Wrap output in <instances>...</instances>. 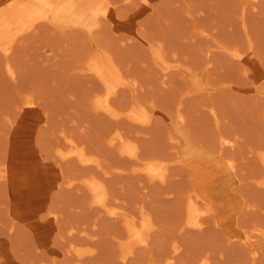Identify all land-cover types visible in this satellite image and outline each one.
<instances>
[{"label":"rangeland","instance_id":"rangeland-1","mask_svg":"<svg viewBox=\"0 0 264 264\" xmlns=\"http://www.w3.org/2000/svg\"><path fill=\"white\" fill-rule=\"evenodd\" d=\"M26 1L0 0V264H264V0H117L94 27L59 2L15 21Z\"/></svg>","mask_w":264,"mask_h":264},{"label":"bare ground","instance_id":"bare-ground-1","mask_svg":"<svg viewBox=\"0 0 264 264\" xmlns=\"http://www.w3.org/2000/svg\"><path fill=\"white\" fill-rule=\"evenodd\" d=\"M45 1V0H44ZM47 1H50L49 3L47 2V3H45V6L44 5H42L41 3H40V1L39 0H31V1H26L24 4H23V6H22V8L20 9V10H17V11H15V13H17V14H14L13 16L15 17L14 18V20L15 21H20V18L21 19H23V18H27V16H29V15H33V14H36V15H46L47 14V10L48 9H50V3L52 4V3H57V2H59V4L60 5H66L67 7L68 6H70L71 4H73L72 6L74 7V8H76L74 11H76V10H78V11H80L77 15H78V17H79V19L77 20V21H79V22H83L84 24H86V25H88V26H90V27H94V22H93V19H97L98 20V22L100 23V21L102 20V18L103 17H106V16H108L109 15V17L111 18V20L112 21H114V22H116V21H118V18L116 17V14L117 13H119L120 11L119 10H117L118 12L116 13V7H117V5H116V3H118L117 2V0H85L84 1V5L80 8L79 6H78V2L80 1V0H47ZM125 1V0H124ZM129 1V0H128ZM252 2H254L253 0H251ZM256 1V0H255ZM130 2V1H129ZM128 2V4H130ZM247 2H249V4L251 3L249 0H245L244 1V3L246 4ZM258 2V1H257ZM256 2V3H257ZM8 3V2H7ZM123 3V2H122ZM126 3V2H125ZM143 3H144V5H141V6H143L141 9H139L138 11H137V14L135 15V18L136 19H139V18H141V16L144 14V13H146V11H148L149 9H151V7H152V0H143ZM1 4L2 3H0V6H1ZM21 4V3H20ZM121 4V3H120ZM131 4H132V2H131ZM155 3L153 2V5H154ZM248 4V3H247ZM248 4V5H249ZM251 4H253V3H251ZM133 5H135V4H133ZM120 6V5H119ZM118 6V7H119ZM140 6V7H141ZM12 7L13 8H15L16 6H13L12 5ZM80 8V9H77V8ZM136 7V6H135ZM139 7V6H138ZM155 7V6H154ZM2 8V7H1ZM0 8V10H2ZM11 8V7H10ZM16 9H17V7H16ZM138 9V8H137ZM136 9V10H137ZM246 9H247V7H246ZM246 9H244L245 11L244 12H246ZM4 10H6V8L4 9ZM10 11H7L6 13H8V14H11V9H9ZM13 10V9H12ZM15 10V9H14ZM132 11V10H131ZM149 12V11H148ZM152 12V11H151ZM12 13H13V11H12ZM130 13V12H129ZM8 14H6V15H8ZM131 14H133L132 12H131ZM2 14H0V17H2L1 16ZM4 15H5V13H4ZM5 15V16H6ZM134 15V14H133ZM146 15V14H145ZM4 16V18L3 19H5V18H7V17H10L9 15L8 16H6L5 17ZM128 16L130 17L131 15H129L128 14ZM122 16H120V18H121ZM128 17V18H129ZM127 18V19H128ZM1 19V18H0ZM122 19H124L123 17H122ZM2 21H4V20H0V22H2ZM138 22V21H137ZM131 24H132V22H130ZM140 23H141V21H139V26H140ZM1 24V23H0ZM143 24V23H142ZM3 26V25H2ZM34 26H36V25H34ZM5 28V27H4ZM34 28V27H33ZM3 29V28H2ZM17 35V34H16ZM11 37V36H10ZM9 37V38H10ZM162 42V41H161ZM160 47H161V45H159ZM163 46V45H162ZM161 50H162V48H161ZM5 52V51H4ZM7 53V52H6ZM11 53V52H10ZM11 55V54H10ZM8 58V57H7ZM210 60H211V58H209ZM8 60H10V58L8 59ZM10 63H12L13 64V62L12 61H9ZM91 62V61H90ZM95 62V64L96 65H94L93 67H91L92 66V63H91V68H94L95 70H97V72H99V73H101V74H103V73H108L109 74V72H110V69H111V67H109V66H107L108 68H106V66H102V65H100V62L98 61H94ZM211 62V61H210ZM210 62H208L209 64H210ZM254 62V61H253ZM7 63V68L9 67V64H8V62H6ZM12 64H11V67H12ZM208 64V65H209ZM100 65V66H99ZM211 65H212V63H211ZM14 68H9L12 72H14V70L13 69H15L16 67L15 66H13ZM90 67H89V69H90ZM9 71V70H8ZM16 71V70H15ZM119 73V72H118ZM10 74H11V72H10ZM97 75V74H96ZM105 75V74H104ZM111 75V74H110ZM114 75H116V74H114ZM98 76V75H97ZM105 76H107V75H105ZM113 76V75H112ZM98 77H100V75L98 76ZM108 77V76H107ZM111 77V76H110ZM109 77V78H110ZM133 77V76H132ZM254 77V76H253ZM252 77V78H253ZM102 78H104V76L102 77ZM134 78V77H133ZM105 79V78H104ZM112 79V78H111ZM123 79V78H122ZM121 78L119 79V81L120 82H122L121 80H122ZM131 79V78H130ZM129 79V80H130ZM114 80V79H113ZM116 80H118L117 79V76H116ZM109 81H110V79H109ZM112 81V80H111ZM136 81H138V80H135V79H131L129 82H131L132 83V85L134 84V85H136V87L138 86L137 85V82ZM114 82V81H113ZM113 82H111L112 84H113ZM123 82H125V83H129V82H126V81H123ZM110 83V84H111ZM139 83V82H138ZM256 83H258V82H256ZM115 84V83H114ZM256 86V85H255ZM135 87V88H136ZM138 89H139V87H137ZM117 90V89H116ZM30 98V97H29ZM32 98V97H31ZM30 98V99H31ZM34 98V97H33ZM33 98H32V100H33ZM182 100V99H181ZM179 101V100H178ZM27 103H26V105L28 104V100L26 101ZM183 102H185V100H183ZM30 103V102H29ZM32 104L33 103H35L34 101H32L31 102ZM180 105H181V101L180 102H178ZM215 103V102H214ZM183 104V103H182ZM213 104V103H212ZM176 105H178V104H176ZM31 106V105H30ZM182 106V105H181ZM212 106V105H211ZM213 106H215V105H213ZM32 107V106H31ZM180 107V106H179ZM216 107V106H215ZM211 108V107H210ZM182 110H183V108H182ZM180 111V110H179ZM185 111H187V110H185ZM185 113V112H184ZM188 113V112H187ZM186 113V114H187ZM211 114V113H210ZM178 115L183 119V118H185L186 116L183 114V112L181 113V112H179L178 113ZM220 119V118H219ZM218 119V120H219ZM45 120H46V118H45ZM215 120V119H214ZM213 120V121H214ZM217 121V120H216ZM218 124H222L221 122L219 123L218 122ZM113 126H115V125H113ZM218 126V125H217ZM117 127L119 128L120 126L119 125H117ZM221 127V126H220ZM219 128V127H218ZM220 130H221V128H219ZM110 130V129H109ZM108 130V131H109ZM118 130V129H117ZM66 132H68V131H66ZM66 132H65V134H66ZM117 132V131H116ZM120 132H121V130H120ZM108 133V132H107ZM110 133V132H109ZM221 133H223L222 131H221ZM69 134V132L67 133V135ZM117 136H116V135ZM114 135L116 136V137H118V136H120V135H118V134H120L119 132H118V134L117 133H115ZM224 134V135H223ZM222 134V138H223V136H225V138H223V140L221 141L220 139H222V138H220L219 140L221 141V143L223 144V145H226V144H228V143H230V144H232V143H234V139H230L229 137H232V138H234L233 136H230L231 134H227V133H223ZM225 134H227V135H225ZM64 135V134H63ZM70 135H72V134H70ZM113 134H111V136H112ZM113 135V136H114ZM172 135V134H171ZM228 135H229V137H228ZM108 136H110L109 134H108ZM107 136V138H109ZM113 137V139H115L116 137ZM66 138H67V136H65ZM65 137H63V138H65ZM73 137V136H72ZM173 137L175 138V136H174V134H173ZM236 137V136H235ZM120 138V137H119ZM119 138H117V139H115V140H118ZM171 138V137H170ZM68 139V138H67ZM64 140V141H69V139L68 140ZM71 139H73V138H71ZM111 139V138H110ZM171 139H173V138H171ZM176 139V138H175ZM236 139V138H235ZM18 140V139H17ZM21 140V139H20ZM177 140H178V138H177ZM72 141V140H71ZM77 141V140H76ZM107 141H109L108 139H107ZM111 141V140H110ZM237 141V140H236ZM235 141V143H237ZM15 142H16V140H15ZM18 142V141H17ZM70 143V142H69ZM77 143V142H76ZM111 143V142H110ZM117 143V142H116ZM115 143V144H116ZM120 143V142H119ZM26 144V143H25ZM65 144L67 145V147H68V143H66L65 142ZM71 144V143H70ZM72 144H75V143H72ZM79 144V143H78ZM28 145V144H27ZM64 145V144H63ZM127 145V144H126ZM18 146V145H17ZM15 147V149H13L12 151H13V156H15V157H17L18 155V147ZM65 146V145H64ZM74 146H76V145H73L72 146V148L74 147ZM125 147H127V146H125ZM62 148H63V146H62ZM76 148V147H75ZM79 148H80V146H79ZM128 148V147H127ZM67 148H66V146H65V150H66ZM125 149V148H124ZM64 150V151H65ZM123 149L121 148V151H122ZM71 151H72V149H71ZM253 150H251V152H252ZM123 152H125V150L123 151ZM261 152V151H260ZM85 153V152H84ZM22 154V153H21ZM77 154L79 155V153L77 152ZM88 154V153H87ZM86 154V155H87ZM138 154V153H137ZM23 155V154H22ZM62 155V154H61ZM73 155H75L74 153L72 154V156ZM90 155V154H89ZM135 155H136V153H135ZM262 155H263V153H262ZM63 156V155H62ZM69 156H71V155H66L65 156V158L66 157H69ZM71 156V157H72ZM76 156V155H75ZM97 156V155H96ZM230 156V155H229ZM43 159H45V158H43ZM87 159H88V157H87ZM99 159V158H98ZM97 159V160H98ZM231 159V158H230ZM263 159V158H262ZM81 160H85V159H82V157H81ZM95 160V159H94ZM32 161V160H31ZM100 161V160H99ZM157 161H160V160H157ZM86 162V161H85ZM93 162V161H92ZM156 162V161H155ZM154 162V163H155ZM141 164H142V162H140ZM159 163V164H158ZM158 163H155V164H158L159 166H160V162H158ZM163 163V162H162ZM234 163V162H233ZM57 164V163H56ZM235 164H237V163H235ZM57 165H59V164H57ZM166 165V164H165ZM165 165H163V166H165ZM231 165V164H230ZM60 166V165H59ZM114 166V168L116 167V168H118V166H115V164L113 165ZM162 166V165H161ZM160 166V167H161ZM168 166H169V163H168ZM196 166V165H195ZM119 167H123V166H119ZM140 167H142V166H140ZM166 167H167V165H166ZM199 167V166H198ZM197 167V168H198ZM163 168V167H162ZM195 168V167H194ZM1 169V168H0ZM120 168H118L117 169V173H118V170H119ZM121 169H123V168H121ZM164 169V168H163ZM162 169V170H163ZM4 170V169H3ZM153 171V173L155 174V175H160V173H162V171H160V170H158V169H152ZM167 170V169H166ZM194 170V169H193ZM45 171V170H44ZM121 171V170H120ZM168 171V170H167ZM2 172V171H1ZM0 172V173H1ZM7 172V171H6ZM34 172V171H33ZM147 172V171H146ZM3 173V172H2ZM65 173V172H64ZM121 173V172H120ZM124 173V172H123ZM167 173V172H166ZM192 173V172H191ZM3 174H5V173H3ZM20 174V173H19ZM150 174H152V173H150ZM163 174V173H162ZM2 175V174H1ZM0 175V176H1ZM65 175V174H64ZM206 175H209V174H206ZM264 175V174H263ZM13 176V175H12ZM16 176V175H15ZM18 176V175H17ZM165 176V175H164ZM168 176V175H167ZM166 176V177H167ZM203 176V175H202ZM201 176V177H202ZM260 176V175H259ZM2 177V176H1ZM4 177H5V175H4ZM7 177V176H6ZM21 177V176H20ZM23 177H24V175H23ZM65 177H66V175H65ZM65 177H64V179H63V181H65ZM75 177H77V176H75ZM107 177V176H106ZM155 177V176H154ZM153 177V178H154ZM78 178V177H77ZM151 178H152V176H151ZM152 178V179H153ZM156 178V177H155ZM3 179V178H2ZM29 179H31L30 177H29ZM102 179H106V178H104V177H102ZM205 180H204V183H207V178H204ZM1 180V179H0ZM26 178H24V179H22V180H19V182L17 183L18 185H17V190L19 189L20 190V195H21V193L23 194V195H25V188H26V186H25V183H26ZM78 179H76V181L74 180V178L71 180L70 179V181L68 182V183H70V184H72V185H74V182H78L77 181ZM157 180V179H156ZM159 180V179H158ZM161 180V179H160ZM261 180V179H260ZM195 181V180H194ZM196 181H197V179H196ZM104 182H105V180H104ZM200 182H201V180H200ZM257 182H258V180H257ZM63 183V182H62ZM68 183H65V184H67L68 186H70V184H68ZM90 183H92V182H90ZM60 184V183H59ZM75 184H78V183H75ZM89 184V183H88ZM196 184V183H195ZM201 184V186H203V184L202 183H200ZM64 185V184H63ZM63 185H62V187H63ZM67 185L65 186V188L67 187ZM106 185H109L108 183L106 184ZM60 186V185H59ZM90 186V185H89ZM110 186L111 185H109V187L107 186V189L108 188H110ZM196 186H199V185H195L194 187H196ZM91 187V186H90ZM93 187V186H92ZM91 187V188H92ZM204 187V186H203ZM94 188V187H93ZM93 188H92V190H93ZM198 188V187H197ZM202 189V188H201ZM106 189H104L103 191H105ZM111 190V189H110ZM110 190H108V191H110ZM197 190V189H196ZM190 191H192V192H194L193 191V188H191V190ZM201 191V190H200ZM56 192V190L54 191V193ZM171 193H172V191H170ZM202 192V191H201ZM200 192V193H201ZM199 193V194H200ZM95 194V193H94ZM103 194V193H102ZM187 194H189V193H187ZM190 195V194H189ZM198 195V194H197ZM54 196V195H53ZM52 196V197H53ZM188 196V195H187ZM95 198L97 197V195L96 196H94ZM103 197V196H102ZM189 197V196H188ZM191 197H193L194 199L192 200L191 199ZM188 200H190V202H188V205H187V218H188V221L186 222V223H189V224H195V225H197V224H200V223H202V220L204 221V219L202 218L203 216L202 215H204L205 213H206V211L207 212H209V210L210 209H212V207H208L209 209L207 210L206 208H204L203 206H201L200 204V201H199V199H196L195 198V196L193 195V193H192V196H191ZM200 197H201V195H200ZM199 197V198H200ZM144 198H145V195H144ZM147 198V197H146ZM146 198H145V201H146ZM109 199V198H108ZM202 199V198H201ZM52 200V199H51ZM96 199H94V201H95ZM101 200H102V198H100V203H101ZM142 200H144V199H142ZM103 201V200H102ZM105 203H108V202H110V200L108 201L107 200V198L105 199ZM108 201V202H107ZM147 202V201H146ZM144 203V202H143ZM102 204V203H101ZM104 204V203H103ZM110 204V203H109ZM109 204H106V205H109ZM142 203H140V205H141ZM146 203H144V204H142L143 205V207H145L146 205H145ZM105 205V206H106ZM139 205V204H138ZM141 205V206H142ZM120 205H118V207H119ZM211 206V205H210ZM109 207V206H108ZM119 208H121V210L123 211L124 209H127L126 207H124V209L122 208V206L121 207H119ZM138 208H140L139 206H138ZM108 209V208H107ZM116 210V209H115ZM128 211H129V209H127ZM127 210H125V212H127ZM233 210V209H232ZM122 211H120L121 212V214L120 215H122L123 213H122ZM130 211H131V209H130ZM118 212L119 211H117V215L119 216V214H118ZM131 212H133V211H131ZM115 213V212H114ZM128 213V212H127ZM209 213H211L212 215H213V213H212V211H210ZM208 213V214H209ZM130 215V217H131V213L129 214ZM210 215V214H209ZM208 215V216H209ZM121 217H124V215H122ZM129 216H128V218H130ZM127 218V219H128ZM125 219H126V216H125ZM132 219V218H131ZM95 220L97 221V219H94V221H93V223L95 222ZM98 222V221H97ZM130 222V221H129ZM138 222V221H137ZM136 222V223H137ZM132 223H133V220H132ZM135 223V222H134ZM181 223V222H180ZM131 224V223H130ZM129 224V225H130ZM141 224V223H140ZM178 224V223H177ZM188 224V227L189 228H191V225H189ZM205 224V223H204ZM136 225H139V223L138 224H136ZM152 225V224H151ZM170 226V225H169ZM198 226V225H197ZM196 226V227H197ZM206 226V225H205ZM259 226V225H258ZM128 227H130V229H129V231L130 230H134L135 229V227H134V224H133V226L132 225H130V226H128ZM134 227V228H133ZM143 227V226H142ZM141 227V229H143ZM203 228H204V225L202 226ZM202 227H200V228H202ZM72 228V227H71ZM76 228V227H75ZM139 228H140V226H139ZM193 228V227H192ZM195 228V227H194ZM199 228V227H198ZM254 228V227H253ZM257 228V227H256ZM261 228V227H260ZM259 228V229H260ZM54 229V228H53ZM151 229V228H150ZM150 229H149V231L148 232H150ZM179 229V228H178ZM259 229H258V231H259ZM138 230V229H137ZM182 230V229H181ZM193 230V229H192ZM255 230V229H254ZM141 231H144V229L143 230H141ZM179 231H180V229H179ZM183 231V230H182ZM50 232V231H49ZM137 232H139V230L137 231ZM146 232V236H147V231H145ZM144 232V233H145ZM181 232V231H180ZM143 233V234H144ZM149 234V233H148ZM151 234V233H150ZM178 234H180L179 232H178ZM135 236V235H134ZM146 236H144V238H146ZM139 237V236H138ZM148 237V236H147ZM134 238V237H133ZM136 238V237H135ZM173 238H174V240H173ZM172 238V240L173 241H176L175 240V237H173ZM178 238V237H177ZM138 239V238H137ZM148 239V238H147ZM139 240V239H138ZM138 240H136V241H138ZM148 240H150V237H149V239ZM147 240V242H149ZM177 241H179V238H178V240ZM134 242H135V240H134ZM137 243V242H136ZM143 243V242H142ZM172 243H174V242H172ZM177 243V242H176ZM181 243V242H180ZM132 244H133V242H132ZM182 244V243H181ZM135 246H136V244H134ZM138 245V244H137ZM132 246V245H131ZM173 246V245H172ZM86 247H88V246H86ZM93 247V246H92ZM127 247H129V246H127ZM174 247V246H173ZM253 247V246H252ZM90 248V247H89ZM129 248H131V247H129ZM133 248H134V246H133ZM175 248V247H174ZM173 248V249H174ZM179 248V247H178ZM182 248V247H181ZM85 249V248H84ZM83 249V250H84ZM92 248H90V249H88V252L91 250ZM257 249V248H256ZM258 249H259V247H258ZM87 250V249H86ZM93 250V249H92ZM91 252V251H90ZM92 252H94V251H92ZM91 252V253H92ZM179 252V251H178ZM177 252V253H178ZM258 252H259V250H258ZM170 253V252H169ZM172 253H174V251L173 250H171V254L169 255V256H171L172 255ZM177 253H176V255H177ZM255 253H256V251H255ZM87 254V253H86ZM90 254V253H89ZM94 254V253H93ZM80 255V254H79ZM84 255V254H83ZM88 255V254H87ZM176 255H174V257L176 256ZM254 255V254H253ZM130 256V255H129ZM209 257V256H207V255H204V258L206 259V257ZM255 257V256H254ZM167 258H169V257H167ZM202 259H203V257H202ZM211 258H209L208 260H210ZM168 260V259H167ZM166 260V262H168ZM171 260V259H170ZM169 260V262H171ZM172 260H173V258H172ZM202 261V260H201ZM175 262V261H174ZM211 262V261H210ZM210 262H208V263H204V264H211ZM203 263V262H202ZM58 264V263H57ZM201 264V263H200Z\"/></svg>","mask_w":264,"mask_h":264}]
</instances>
